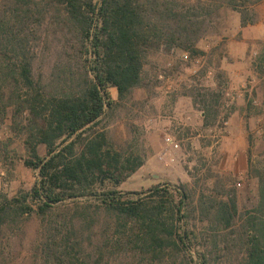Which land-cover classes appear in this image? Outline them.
Masks as SVG:
<instances>
[{
    "label": "trees",
    "instance_id": "1",
    "mask_svg": "<svg viewBox=\"0 0 264 264\" xmlns=\"http://www.w3.org/2000/svg\"><path fill=\"white\" fill-rule=\"evenodd\" d=\"M207 1L239 11L247 26L255 22L253 7L262 0ZM156 2L0 0V125L10 120L25 136V165L38 171L30 191L12 197L0 191V264H206L205 252L193 259L184 228L189 213H209L222 231L235 224V198L200 197L194 205L186 185L121 192L101 184L103 176L123 179L146 161L132 152L125 156L107 131L94 129L115 109L112 90L124 99L140 87L145 58L164 38L184 49L194 45L187 12ZM153 12L166 14L177 28L161 29L149 17ZM46 21L64 37L52 82L43 73ZM257 175L259 206L231 229L244 247L243 264H264V170ZM33 219L36 236L17 262L14 236ZM226 232L211 243L214 249L229 241Z\"/></svg>",
    "mask_w": 264,
    "mask_h": 264
},
{
    "label": "rangeland",
    "instance_id": "2",
    "mask_svg": "<svg viewBox=\"0 0 264 264\" xmlns=\"http://www.w3.org/2000/svg\"><path fill=\"white\" fill-rule=\"evenodd\" d=\"M156 1L161 8L167 3L187 12L190 46L194 45L184 49L164 38L145 58L141 86L124 99L112 90L115 109L94 129L107 131L110 143L125 156L132 152L146 161L123 179L103 176L101 184L121 192L186 185L194 205L200 197L235 198L238 216L231 229L239 228L261 199L257 173L264 170V0L253 7L258 15L247 26L241 25L239 11L219 1ZM165 15L153 12L149 17L161 29L175 30L177 24ZM48 23L41 47L49 46L43 73L46 82H52L64 37ZM24 139L10 120L0 125V191L10 197L30 191L38 178V171L25 165L29 155ZM39 152L45 155L44 147ZM211 219L200 209L186 219L193 259L205 252L206 264H243V245L234 241L231 229H216ZM37 226L33 219L23 234L14 236L17 262L27 255ZM225 232L229 241L214 249L211 243Z\"/></svg>",
    "mask_w": 264,
    "mask_h": 264
},
{
    "label": "built area",
    "instance_id": "3",
    "mask_svg": "<svg viewBox=\"0 0 264 264\" xmlns=\"http://www.w3.org/2000/svg\"><path fill=\"white\" fill-rule=\"evenodd\" d=\"M184 57L187 59L189 57V55L187 53H185ZM167 141L168 142H172L171 138H169V137H167Z\"/></svg>",
    "mask_w": 264,
    "mask_h": 264
},
{
    "label": "water",
    "instance_id": "4",
    "mask_svg": "<svg viewBox=\"0 0 264 264\" xmlns=\"http://www.w3.org/2000/svg\"><path fill=\"white\" fill-rule=\"evenodd\" d=\"M112 178V176H110ZM116 182H118V180H116Z\"/></svg>",
    "mask_w": 264,
    "mask_h": 264
},
{
    "label": "crops",
    "instance_id": "5",
    "mask_svg": "<svg viewBox=\"0 0 264 264\" xmlns=\"http://www.w3.org/2000/svg\"><path fill=\"white\" fill-rule=\"evenodd\" d=\"M243 73H245V72H243Z\"/></svg>",
    "mask_w": 264,
    "mask_h": 264
}]
</instances>
